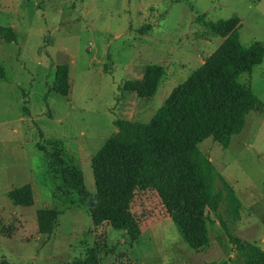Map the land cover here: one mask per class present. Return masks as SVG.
Wrapping results in <instances>:
<instances>
[{
    "label": "rangeland",
    "instance_id": "1",
    "mask_svg": "<svg viewBox=\"0 0 264 264\" xmlns=\"http://www.w3.org/2000/svg\"><path fill=\"white\" fill-rule=\"evenodd\" d=\"M202 14L206 22L237 16L240 43L264 47V0H0V26L16 35L14 43L0 38L6 76L0 80V263L71 264L92 248L116 245L100 264H243L240 254L231 253L219 216L241 241L264 249V111L247 115L228 148L209 138L198 145L243 207L239 220L231 219L224 205L207 214L214 223H208L209 245L199 252L186 247L151 192L132 203L142 228L137 242L126 241L108 224L94 228L87 211L53 199L37 148L45 140H61L94 193L90 160L115 131L113 121L149 122L221 43L218 37L207 39L195 22ZM62 63L69 67L66 97L48 92L54 68ZM148 64L165 67L155 95L149 100L121 95L119 87L140 78ZM238 81L264 103V59ZM24 184L32 188V206L12 205L8 192ZM54 207L61 214L52 234H39L36 211Z\"/></svg>",
    "mask_w": 264,
    "mask_h": 264
},
{
    "label": "trees",
    "instance_id": "2",
    "mask_svg": "<svg viewBox=\"0 0 264 264\" xmlns=\"http://www.w3.org/2000/svg\"><path fill=\"white\" fill-rule=\"evenodd\" d=\"M195 22L205 29L207 39L218 37L221 43L169 93L149 122L113 121L115 131L90 160L94 193L87 191L78 159L66 151L61 140L49 139L37 145L45 159L53 199L87 211L94 228L108 224L131 243L142 234L141 221L131 210L140 193L158 196L181 240L193 252L209 245L208 223H214L209 212L215 213L224 205L231 219L241 216L242 204L233 188L198 145L209 138L228 148L232 137L244 128L247 115L253 110L264 111V103L238 81L241 74L262 63L264 47L257 41L248 46L240 43L237 16L206 22L202 14ZM0 38L6 43L16 42L11 27L0 26ZM164 75V66L148 64L140 78L125 81L119 91L149 100ZM5 77L0 63V80ZM69 90V67L57 64L48 92L66 97ZM8 199L14 206H32L31 186L11 189ZM60 214L57 207L37 210L38 233L51 235ZM217 222L231 253L240 254L243 264H264V249L233 235L220 216ZM115 250L116 245L92 248L84 259L71 264H100L103 256Z\"/></svg>",
    "mask_w": 264,
    "mask_h": 264
},
{
    "label": "crops",
    "instance_id": "3",
    "mask_svg": "<svg viewBox=\"0 0 264 264\" xmlns=\"http://www.w3.org/2000/svg\"><path fill=\"white\" fill-rule=\"evenodd\" d=\"M210 160V159H209ZM243 208V207H242ZM242 211V210H241Z\"/></svg>",
    "mask_w": 264,
    "mask_h": 264
}]
</instances>
